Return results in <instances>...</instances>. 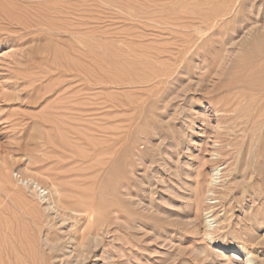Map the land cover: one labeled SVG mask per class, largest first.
<instances>
[{"label": "rangeland", "instance_id": "obj_1", "mask_svg": "<svg viewBox=\"0 0 264 264\" xmlns=\"http://www.w3.org/2000/svg\"><path fill=\"white\" fill-rule=\"evenodd\" d=\"M20 3L0 20V264H264V118L240 78L264 0ZM115 126L125 157L102 164Z\"/></svg>", "mask_w": 264, "mask_h": 264}, {"label": "bare ground", "instance_id": "obj_2", "mask_svg": "<svg viewBox=\"0 0 264 264\" xmlns=\"http://www.w3.org/2000/svg\"><path fill=\"white\" fill-rule=\"evenodd\" d=\"M22 0H12L11 2H8V3H6L7 2V0H0V20H5V21H7V24H12L13 25V23L14 24H20L21 25V13H22V11H23V7H22V5H21V2ZM218 1V0H217ZM228 1H230V0H228ZM24 2V1H23ZM238 2V1H237ZM29 4H30V2H29ZM225 5V4H224ZM26 7H28L27 5H26ZM231 7H233V6H231ZM230 7V8H231ZM240 7V6H239ZM242 7V6H241ZM29 8H30V5H29ZM36 8H37V6H36ZM59 8V7H58ZM57 8V9H58ZM234 8V7H233ZM250 8H251V6H250ZM31 9V8H30ZM252 9V8H251ZM24 10H26L25 8H24ZM55 10V9H54ZM53 10V11H54ZM60 10H62V9H60ZM218 10V9H217ZM249 10V9H248ZM37 11V10H36ZM227 11V10H226ZM245 11V10H244ZM56 12V11H55ZM58 12V11H57ZM24 13V15H25V11L23 12ZM29 13V12H28ZM37 13H38V11H37ZM33 14V13H32ZM32 14H31V16H32ZM47 14V13H46ZM233 14V13H232ZM245 17V16H244ZM25 18V17H24ZM222 18V17H221ZM235 18V17H234ZM216 20V19H215ZM227 21V20H226ZM229 21L231 22V20L229 19ZM5 24V23H4ZM4 24H2V25H4ZM13 28V27H12ZM1 29V28H0ZM261 38H259L258 40H260ZM263 39V38H262ZM253 41H254V39H253ZM261 41V40H260ZM255 42V41H254ZM259 42V41H258ZM263 42V41H262ZM251 43H252V40H251ZM79 44H80V42H79ZM253 44H255V43H253ZM261 44V43H260ZM257 45V44H256ZM263 45V44H262ZM250 46H248V48H249ZM257 47V46H256ZM263 47V46H262ZM257 49V48H256ZM264 49V48H263ZM263 49H260V50H263ZM87 50V49H86ZM91 50V49H90ZM257 51H258V49H257ZM264 51V50H263ZM69 52V51H68ZM76 52V51H75ZM253 51H251V53H252ZM256 52V51H255ZM259 52V51H258ZM261 53V55H262V57L260 56V58L261 59H258L259 61H256L257 63H255V64H252L251 63V65H250V63H249V65L250 66H248V68L250 69V70H248V72L246 71V70H243V71H246V72H244V73H246V77H240L241 78V80L243 81V82H245V81H247V83L251 86V88L250 89H246L247 91L246 92H248V93H250L251 92V94L252 93H256L257 95V97L256 98H258V100H255V101H257L256 103H254V104H252V105H254V110H255V112H256V114L255 115H257V116H254L255 118L257 117H262V119L264 118V52H263V54H262V51H260ZM82 54H83V52H81ZM86 53V52H85ZM257 54V53H256ZM69 55V54H68ZM86 55H88L87 53H86ZM253 55V54H252ZM258 55V54H257ZM54 56V55H53ZM52 56V57H53ZM77 56V55H76ZM79 56V55H78ZM82 56V55H81ZM249 56V55H248ZM251 56V55H250ZM253 56H255V53H254V55ZM252 56V57H253ZM86 57V56H85ZM259 57V56H258ZM53 58H55V57H53ZM52 58V59H53ZM81 58V57H80ZM84 58V57H83ZM256 58V57H255ZM68 59V58H67ZM71 59V58H70ZM84 59H86V58H84ZM69 60V59H68ZM81 61V60H80ZM84 61V60H83ZM97 61H98V59H97ZM247 61V60H246ZM250 61V60H249ZM32 62V61H31ZM68 62V61H67ZM72 62V61H71ZM252 62V61H251ZM74 63V62H73ZM72 64V63H71ZM77 64V63H76ZM68 65V64H67ZM78 65V64H77ZM248 65V64H247ZM69 66H67V68H68ZM75 67V66H74ZM82 67V66H81ZM247 67V66H246ZM72 67L70 66L69 67V69H71ZM241 68V67H240ZM57 69V68H56ZM75 69H77L76 67H75ZM79 69H80V67H79ZM247 69V68H246ZM72 70V69H71ZM83 70V69H82ZM63 71V70H62ZM77 71V70H76ZM81 71V70H80ZM242 71V72H243ZM68 72V71H67ZM61 73V72H60ZM81 73V72H80ZM83 74H84V72H82ZM62 74V73H61ZM69 74V73H68ZM89 74V73H88ZM51 77V76H50ZM62 78H63V76H61ZM69 77V76H68ZM67 76L66 77H64V78H68ZM86 77V76H85ZM71 78H73V76L71 77ZM81 79H83V78H81ZM67 80V79H66ZM79 80V79H78ZM72 81V80H71ZM84 81H85V79H84ZM97 81V80H96ZM233 81V80H232ZM240 81V80H239ZM242 81L241 82H239V83H241V84H243L242 83ZM60 82V81H59ZM61 82H62V80H61ZM99 82V81H98ZM246 83V82H245ZM244 83V84H245ZM77 84V83H76ZM82 84V83H81ZM246 85V84H245ZM69 86V87H68ZM81 86V85H80ZM228 86V85H227ZM247 86V85H246ZM72 87V86H71ZM70 87V82L69 81H65L64 79H63V83H62V85H61V88H59L58 90H55V91H58L59 92V94H58V97H57V99L55 98V100H58V99H60L61 97V99H63V100H59L60 101V106H62L61 107V109L63 108L64 110H63V112L66 114L67 112L69 113V111L73 108V104H72V102H71V100L70 99H72V98H70L69 96H65V95H68V88H71ZM236 88V87H235ZM53 89V88H52ZM77 89V88H76ZM232 89V88H231ZM242 89H243V87H242ZM245 90V89H244ZM71 91V90H70ZM74 91V90H73ZM90 91V90H89ZM51 92V91H50ZM57 92V93H58ZM80 92V91H79ZM56 93V94H57ZM71 94V93H70ZM98 94V93H97ZM76 95H78V94H76ZM96 95V94H95ZM57 96V95H56ZM72 96H74V95H72ZM71 96V97H72ZM81 96V95H80ZM79 96V97H80ZM77 97V96H76ZM100 97V96H99ZM254 97V96H253ZM51 99H54V97L53 98H51ZM80 99V98H79ZM83 99V98H82ZM99 99V98H98ZM102 99V98H101ZM100 99V100H101ZM109 99V98H108ZM252 99V98H251ZM88 100V99H87ZM96 100V99H95ZM83 101V100H82ZM82 101L81 100H79V102H81L82 103ZM94 101V100H93ZM76 102V101H75ZM77 102H78V100H77ZM99 102V101H98ZM106 102V101H105ZM252 102V101H251ZM54 103V102H53ZM58 103V102H57ZM107 103V102H106ZM78 103H75V106L77 105ZM92 104V103H91ZM101 104H102V102H101ZM113 104V103H112ZM250 104V103H249ZM248 104V105H249ZM57 105V104H56ZM55 105V107H57ZM81 106L83 105H85V104H80ZM59 106V107H60ZM79 106V105H78ZM92 106V105H91ZM94 106V105H93ZM101 106V105H100ZM115 106V105H114ZM59 107H57V109L59 108ZM77 107V106H76ZM110 107V106H109ZM86 108V107H85ZM84 108V109H85ZM237 108V107H236ZM74 109V108H73ZM72 109V110H73ZM78 109H81V108H78ZM83 109V110H84ZM250 109H252V107L250 108ZM59 110V109H58ZM86 110V109H85ZM84 110V111H85ZM239 110V109H238ZM253 110V109H252ZM253 110V111H254ZM84 111H81V113L83 112V114H84ZM92 111V110H91ZM96 112V111H95ZM64 113H63V115H64ZM81 113L79 114V115H81ZM225 113V112H224ZM251 113H253V112H251ZM227 114V113H226ZM56 115V114H55ZM60 115V114H59ZM254 115V114H253ZM72 117V116H71ZM61 118V117H60ZM77 118V117H76ZM75 119V118H74ZM57 120V119H56ZM60 120V119H59ZM59 120H57L58 122H59ZM67 120V119H66ZM117 120V119H116ZM258 120V119H257ZM55 121V120H54ZM80 121V120H79ZM119 121V120H118ZM260 121H262V120H260ZM254 122V121H253ZM256 122V121H255ZM77 123V122H76ZM120 123V122H119ZM258 123V122H257ZM256 123V124H257ZM262 123H263V121H262ZM55 124H56V122H55ZM61 124H62V122H61ZM65 124V123H64ZM71 124V123H70ZM75 124V123H74ZM73 124V125H74ZM255 124V125H256ZM72 125V124H71ZM72 125V126H73ZM100 125H102V124H100ZM231 125H233V124H231ZM253 125H254V123H253ZM56 127V129H57V125L55 126ZM103 127V126H102ZM105 127V126H104ZM114 128V127H113ZM103 129L104 130V136H105V139H107V140H105V141H107V142H111V143H106V144H108V146L106 147V148H104V147H101L102 148V150H100V162H102V164H103V162L104 163H107V161L105 160V159H108V155H105L106 153H108L109 154V156L110 155H114V156H116V158L118 157V159H116V160H119L118 161V163H121L122 161H123V158L125 157V155H124V153H125V151H124V147H123V141H124V138H125V136L126 135H128V133L127 134H121V132H120V130H119V128L118 127H116L115 126V128L114 129ZM227 129V128H226ZM229 129V128H228ZM102 130V131H103ZM106 130V131H105ZM73 131V130H72ZM75 131V130H74ZM75 132H79V131H75ZM225 132V131H224ZM226 133V132H225ZM79 134V133H78ZM228 134V133H227ZM84 135V134H83ZM82 134H80V136H83ZM95 135V134H94ZM128 137V136H127ZM80 140V139H79ZM86 140V139H85ZM261 140V139H260ZM126 141V140H125ZM54 142V141H53ZM81 142V141H80ZM230 142V141H229ZM235 142V141H234ZM237 142V141H236ZM50 143H52V141L50 142ZM261 143H263L262 145H263V147H264V137H263V141L261 142ZM260 143V144H261ZM53 144H55V142L53 143ZM104 144V143H103ZM93 146V145H92ZM96 146V145H95ZM230 146V145H229ZM57 147H59V146H57ZM70 147V146H69ZM98 147V146H97ZM123 147V148H122ZM260 147H262V146H260ZM61 148V147H60ZM77 148V147H76ZM99 149V148H98ZM223 149V148H222ZM80 150V149H79ZM225 150V149H224ZM226 150H228V149H226ZM63 151H65V150H63ZM126 153H127V151H126ZM219 153V152H218ZM226 153V152H225ZM228 153V152H227ZM258 153V152H257ZM260 153V152H259ZM262 153V152H261ZM75 154V153H74ZM223 154H224V152H223ZM222 154V157L224 156ZM61 155H63V154H61ZM99 155V154H98ZM97 155V156H98ZM262 155V154H261ZM221 156V155H220ZM254 156V155H253ZM94 157V156H93ZM231 157V156H230ZM115 158V157H114ZM233 158V157H232ZM231 158V159H232ZM63 159V158H62ZM64 161H65V159H63ZM67 160V159H66ZM70 160V159H69ZM115 160V159H114ZM63 161V162H64ZM90 161H92V160H90ZM112 161H113V159H112ZM87 162V161H86ZM99 162V163H100ZM115 162V161H114ZM117 162V161H116ZM61 163V162H60ZM69 165V164H68ZM94 165V164H93ZM93 165H90L91 167L93 166ZM99 165V164H98ZM105 165V164H104ZM121 165V164H120ZM111 166V165H110ZM70 167V166H69ZM94 167H96V166H94ZM109 167V166H108ZM122 167V166H121ZM251 167V166H250ZM252 168V167H251ZM88 169H90V168H88ZM101 169V168H100ZM215 169V168H214ZM234 169V168H233ZM253 169V168H252ZM69 170V169H68ZM72 170V169H71ZM108 170V169H107ZM113 170V169H112ZM115 170V169H114ZM216 170H217V168H216ZM215 170V172H214V175H213V179H212V181H211V186L210 187H212V185H216V177H215V175H217V171ZM219 170V169H218ZM254 170H256V169H254ZM74 171V170H73ZM72 171V172H73ZM94 171V170H93ZM96 171V170H95ZM98 171V170H97ZM106 171V170H105ZM98 172H100V171H98ZM97 172V173H98ZM229 172V171H228ZM262 172V171H261ZM96 173V174H97ZM251 173V172H250ZM88 174V173H87ZM107 174H108V172H107ZM118 174V173H117ZM90 175H93V174H90ZM111 175H113V174H111ZM253 175V174H252ZM251 175V176H252ZM262 175H264L263 173H262ZM85 176V175H84ZM116 176V175H115ZM229 176H230V174H229ZM250 176V175H249ZM64 177V176H63ZM78 177V176H77ZM110 177V176H109ZM108 177V178H109ZM215 177V178H214ZM81 178V177H80ZM83 178V177H82ZM88 179H89V177H87ZM116 178H117V176H116ZM115 177L113 178V179H116ZM68 179V178H67ZM91 179V178H90ZM89 179V180H90ZM94 179H95V176H94ZM100 179V178H99ZM107 179V178H106ZM232 179V178H231ZM234 179H235V177H234ZM233 179V180H234ZM83 180H84V178H83ZM87 180V179H86ZM108 180V179H107ZM264 180V179H263ZM120 182H121V180H119ZM112 182V181H111ZM117 182V181H116ZM116 182H115V184H116ZM228 182H230V181H228ZM87 183V182H86ZM198 183H199V181H198ZM197 183V184H198ZM203 183V182H202ZM233 183V182H232ZM231 183V184H232ZM85 184V183H84ZM91 184H92V182H91ZM111 184V183H110ZM228 184V183H227ZM103 185H105L104 183H103ZM202 185V184H201ZM200 185V186H201ZM233 185V184H232ZM93 186V185H92ZM199 186V187H200ZM100 187V186H99ZM262 187H264V186H262ZM63 188H65V187H63ZM70 188V187H69ZM80 188V187H79ZM233 188V187H232ZM82 189V188H81ZM204 189V188H203ZM224 189V188H223ZM225 189H227V188H225ZM224 189V190H225ZM230 189V188H229ZM228 189V190H229ZM75 190V189H74ZM90 190H91V188H90ZM90 190H87L85 193L86 194H84L82 191L81 192H79L80 190H78L77 191V193L79 194V196L77 197L78 199H77V201L80 203V205L81 206H79L78 208L79 209H81V211L83 212V214H85V216L87 217V218H91V216H93L94 217V215H95V205H93V202L95 201V198L93 197V199H92V196L94 195V194H92V195H90L89 196V194L90 193H88L87 194V192L88 191H90ZM200 190H202V188H200ZM210 192H211V190H209ZM223 191V190H222ZM220 192V193H222L223 194V192ZM226 191V190H225ZM224 191V192H225ZM93 192V191H92ZM227 192V191H226ZM110 193V192H109ZM208 193V192H207ZM228 194H229V192H227ZM227 193L225 194V197H226V195H227ZM108 194V193H107ZM213 194V193H212ZM223 194V195H224ZM73 195H75V196H77L76 195V193L74 194V192H73ZM207 195V194H206ZM64 196V195H63ZM109 196H110V194H109ZM111 196L113 197V194H111ZM110 196V197H111ZM222 196V195H221ZM117 197V196H116ZM115 197V198H116ZM67 198V197H66ZM101 198V197H100ZM209 198V197H208ZM212 198V197H211ZM108 199V198H107ZM118 199V198H117ZM61 200V199H60ZM68 200H69V198H68ZM100 201V200H99ZM117 201V200H116ZM107 203V202H106ZM61 204H62V202H61ZM117 205H116V210L117 211H119V213L121 212L122 213V211H124V210H121V207H122V204H121V207H119L120 205H119V203H116ZM60 205V204H59ZM109 205V204H108ZM64 206V205H63ZM81 207V208H80ZM124 207V206H123ZM122 207V209H124ZM70 208H72V207H70ZM103 208V207H102ZM105 208H107V207H105ZM260 208V207H259ZM100 209H101V207H100ZM78 211V210H77ZM101 211H102V209H101ZM261 212V211H260ZM257 213V212H256ZM259 213V212H258ZM109 215V214H108ZM256 215V214H255ZM263 215V214H262ZM105 217V216H104ZM99 218V217H98ZM102 218V217H101ZM101 218H99V219H101ZM225 218V217H224ZM98 219V220H99ZM256 221V220H255ZM258 221V220H257ZM260 222V221H259ZM103 223V222H102ZM105 223V222H104ZM224 223H225V221H224ZM221 225H223V224H221ZM229 226V225H228ZM223 227L225 228V226L223 225ZM84 229V228H83ZM90 229V228H89ZM91 230V229H90ZM89 230V231H90ZM224 230V229H223ZM85 232V231H84ZM83 234V233H82ZM84 235V234H83ZM209 236V235H208ZM211 236V235H210ZM210 239H212V237H210ZM223 246H227V244L226 245H223ZM42 256V255H41ZM42 258V257H41ZM45 258H46V256H45ZM47 259V258H46ZM46 259H44L45 261H46ZM39 260V259H38ZM33 262V261H32ZM42 262V261H41ZM249 263L251 262V260L250 261H248ZM40 263V262H39ZM35 264V263H34ZM246 264H248V263H246Z\"/></svg>", "mask_w": 264, "mask_h": 264}]
</instances>
